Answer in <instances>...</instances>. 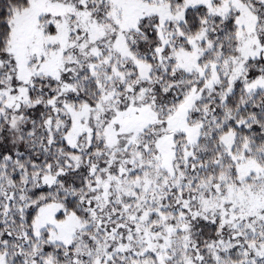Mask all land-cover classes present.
Segmentation results:
<instances>
[{"label":"snow or ice","instance_id":"6c2138e0","mask_svg":"<svg viewBox=\"0 0 264 264\" xmlns=\"http://www.w3.org/2000/svg\"><path fill=\"white\" fill-rule=\"evenodd\" d=\"M0 264H264V0H0Z\"/></svg>","mask_w":264,"mask_h":264}]
</instances>
